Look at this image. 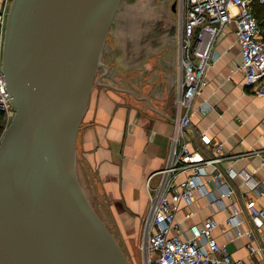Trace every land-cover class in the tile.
Wrapping results in <instances>:
<instances>
[{
	"label": "water",
	"instance_id": "1",
	"mask_svg": "<svg viewBox=\"0 0 264 264\" xmlns=\"http://www.w3.org/2000/svg\"><path fill=\"white\" fill-rule=\"evenodd\" d=\"M123 0H12L0 140V264H132L89 201L77 140Z\"/></svg>",
	"mask_w": 264,
	"mask_h": 264
},
{
	"label": "crops",
	"instance_id": "2",
	"mask_svg": "<svg viewBox=\"0 0 264 264\" xmlns=\"http://www.w3.org/2000/svg\"><path fill=\"white\" fill-rule=\"evenodd\" d=\"M11 3L12 0H0V10L8 12ZM115 52L114 47L105 52L107 67L93 87L79 130L78 175L91 202L99 203L105 210L102 218L106 224L117 228L116 238L119 234L128 244L132 263L139 264L134 244L142 238L151 186L158 181L159 171L170 154L182 67L178 63L176 76L162 80L163 88L154 85L160 91L153 93L155 101L150 93L148 98L141 97L139 83L132 78L129 82L127 77L116 75L123 65ZM241 63V47L232 21L223 27L210 51L204 73L208 84L193 101L186 140L201 157L205 155L203 150L216 154L213 145H204L201 140L202 132L210 134L221 146V169H246L261 186L251 190L242 176L226 177V185L235 190L233 196L215 201L211 197L218 195L220 189L212 179L214 167L208 166L203 190H196L190 203L180 201L176 221L181 231L188 233L191 223L215 217L219 222L215 235L235 258H243L248 264H263L264 223L256 225L245 205L255 198L264 208V96L245 84ZM155 80L157 83L156 77ZM189 173H181L179 180ZM234 206L240 209L238 223L230 219ZM189 212L192 214L188 217ZM251 246L256 247L255 251Z\"/></svg>",
	"mask_w": 264,
	"mask_h": 264
},
{
	"label": "built area",
	"instance_id": "3",
	"mask_svg": "<svg viewBox=\"0 0 264 264\" xmlns=\"http://www.w3.org/2000/svg\"><path fill=\"white\" fill-rule=\"evenodd\" d=\"M256 2L264 3V0H180L182 30L179 59L182 76L178 86L179 111L168 161L159 171L158 181L151 186L150 207L141 241L144 264H248L243 258H235L226 244L218 240L215 229L219 222L215 217L193 222L188 227V233H183L176 221V213L181 200L190 203L196 190H203V175L209 172L208 166L214 167L212 179L220 189L218 195L211 197L215 201L233 196L235 190L226 185V177L242 176L251 190L261 186V182L246 169L237 170L232 166L221 169V146L210 134L202 132L201 140L204 145H213L216 154L200 147L199 150L205 153L201 157L186 140L193 101L208 84L204 73L210 51L229 22L236 24L241 65L246 74L245 84L264 96V29L254 11ZM7 16L5 9L0 10V111L7 117H13L15 107L3 65ZM183 172H190L189 176L179 180ZM245 211L256 225L264 223V208L258 205L255 198L246 202ZM239 212L240 209L234 206L230 219L238 223ZM191 214L186 215L189 217ZM247 233L252 235L251 230ZM255 249L251 246L252 251Z\"/></svg>",
	"mask_w": 264,
	"mask_h": 264
},
{
	"label": "rangeland",
	"instance_id": "4",
	"mask_svg": "<svg viewBox=\"0 0 264 264\" xmlns=\"http://www.w3.org/2000/svg\"><path fill=\"white\" fill-rule=\"evenodd\" d=\"M181 13L180 0H123L118 9L105 43L103 60L106 62L105 52L114 47L123 65L116 75L127 77L129 82H131L129 78H132L137 84L139 83L141 97L148 98L149 93L160 94L154 85L161 89L165 85L162 80L176 76V66L178 63L180 65L178 55L182 30ZM104 69L101 67L98 75L102 74ZM155 77L158 79L157 83ZM156 95H153L155 101ZM11 119L12 117L0 112V140ZM89 201L96 212L103 217L106 212L100 208V204L91 202L90 199ZM108 227L116 237L117 228ZM117 240L130 261L134 263L130 258L128 244L119 234ZM141 241L142 238L134 245L139 256V264H144Z\"/></svg>",
	"mask_w": 264,
	"mask_h": 264
},
{
	"label": "trees",
	"instance_id": "5",
	"mask_svg": "<svg viewBox=\"0 0 264 264\" xmlns=\"http://www.w3.org/2000/svg\"><path fill=\"white\" fill-rule=\"evenodd\" d=\"M254 11L256 13V16H257L261 26L264 29V3L256 2L255 6H254Z\"/></svg>",
	"mask_w": 264,
	"mask_h": 264
}]
</instances>
